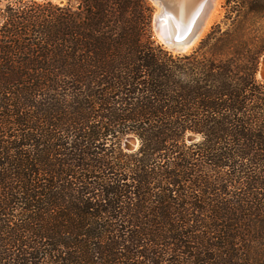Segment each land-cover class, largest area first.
Returning a JSON list of instances; mask_svg holds the SVG:
<instances>
[{
    "label": "trees",
    "instance_id": "16d2710c",
    "mask_svg": "<svg viewBox=\"0 0 264 264\" xmlns=\"http://www.w3.org/2000/svg\"><path fill=\"white\" fill-rule=\"evenodd\" d=\"M223 7L180 54L148 0H0V264H264V0Z\"/></svg>",
    "mask_w": 264,
    "mask_h": 264
},
{
    "label": "water",
    "instance_id": "95a60500",
    "mask_svg": "<svg viewBox=\"0 0 264 264\" xmlns=\"http://www.w3.org/2000/svg\"><path fill=\"white\" fill-rule=\"evenodd\" d=\"M157 6L158 10L153 16V30L156 38L164 45L169 51L173 53H188L193 51L198 45V39L202 33V30L209 19L210 12L213 9L214 0H205L199 15L194 16L190 24L191 26L183 28H172L167 25L171 17L172 12L180 5V0H150ZM198 41V42H197ZM264 54L261 57L259 69L257 71V77L264 81V74L260 76L262 61ZM192 139V138H191ZM136 147V141L133 138H129L126 142V148L133 150Z\"/></svg>",
    "mask_w": 264,
    "mask_h": 264
},
{
    "label": "bare ground",
    "instance_id": "6f19581e",
    "mask_svg": "<svg viewBox=\"0 0 264 264\" xmlns=\"http://www.w3.org/2000/svg\"><path fill=\"white\" fill-rule=\"evenodd\" d=\"M180 1H181L180 5L172 12L171 17L168 20L169 23L167 22V25L171 26L172 28H183V27L191 26L190 24H192L191 23L192 19L195 18L194 16L199 15L198 13L201 11V8L203 7V4L205 2V0H180ZM221 1L222 0L213 1V9L210 12L209 19L207 20L198 41L201 39V37L205 35L211 24L216 19ZM263 74H264V58L262 61V68L259 77L263 76Z\"/></svg>",
    "mask_w": 264,
    "mask_h": 264
},
{
    "label": "rangeland",
    "instance_id": "374dc122",
    "mask_svg": "<svg viewBox=\"0 0 264 264\" xmlns=\"http://www.w3.org/2000/svg\"><path fill=\"white\" fill-rule=\"evenodd\" d=\"M53 1L54 3H58V4H63L65 2V0H51ZM150 2V4L152 5V7L154 8V12H153V16L155 14V12L158 10L157 6L154 5V3H152L150 0H148ZM225 1L226 0H222L221 1V4H220V7H219V10H218V13H217V16H216V19L214 20V22L211 24V26L209 27L208 31L205 33V35L203 37H201L200 41L209 33V31L211 30L212 26L215 25L217 22H220V20H222L223 16H224V13H225V9H224V4H225ZM152 23H153V18H152ZM152 35H153V38L162 45L161 41L158 40L156 38V36L154 35V30H153V26H152ZM200 41L198 42V45L200 43ZM198 45H196V48L198 47ZM163 47H165L163 45ZM166 48V47H165ZM195 48V49H196ZM167 49V48H166ZM194 49V50H195ZM168 50V49H167ZM193 50V51H194ZM191 51V52H193ZM189 53V52H188ZM261 60V59H260ZM258 78V77H257ZM259 79V78H258ZM260 80V79H259ZM192 138V139H191ZM134 139V138H133ZM197 139V137L195 135H190L187 137V141L188 142H192V141H195ZM136 141V140H135ZM136 146H137V142H136ZM136 148V147H135Z\"/></svg>",
    "mask_w": 264,
    "mask_h": 264
}]
</instances>
